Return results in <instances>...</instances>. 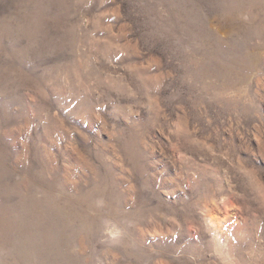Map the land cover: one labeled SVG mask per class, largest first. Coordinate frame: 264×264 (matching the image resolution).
Returning a JSON list of instances; mask_svg holds the SVG:
<instances>
[{
  "label": "rangeland",
  "instance_id": "374dc122",
  "mask_svg": "<svg viewBox=\"0 0 264 264\" xmlns=\"http://www.w3.org/2000/svg\"><path fill=\"white\" fill-rule=\"evenodd\" d=\"M0 264H264V0H0Z\"/></svg>",
  "mask_w": 264,
  "mask_h": 264
}]
</instances>
